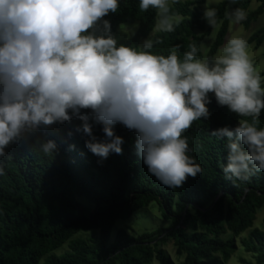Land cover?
Returning <instances> with one entry per match:
<instances>
[{"label": "trees", "instance_id": "trees-1", "mask_svg": "<svg viewBox=\"0 0 264 264\" xmlns=\"http://www.w3.org/2000/svg\"><path fill=\"white\" fill-rule=\"evenodd\" d=\"M207 1L175 3L172 11L179 13L181 23L173 32L155 31L151 38L161 43L150 51L166 57L180 45L177 54L183 60L188 46L195 43L197 59L211 60L228 33L226 11L242 8L247 14L241 22L245 29L264 13V0H256L254 10H250L252 0H236L235 4L221 0L211 6L218 17L212 28L204 18ZM118 4L115 13L97 22L96 35H103L104 20L109 21L112 36L120 25L136 22L131 37L117 47L139 50L154 29L156 9L142 12L140 0H118ZM214 29V41L204 52V42ZM246 41L247 47L260 48L264 27ZM259 75L263 77L264 72ZM208 97L210 115L193 121L182 133L189 146L187 155L195 158L203 172L176 188L149 173L135 147L137 133L119 123L114 130L123 138L122 154L111 152L107 158L86 147L89 137L77 131L83 123L78 118L43 128L28 143L11 144L6 149L11 159L0 161L5 171L0 176V264H174L164 249L168 242L181 264H227L236 252L235 240L248 230L241 246L253 256L254 264H264V233L253 228L256 214L264 209V172H255L247 181L227 179L223 172L228 163L227 137L211 134L224 126L234 128L240 120L251 123L252 117H241L218 105L214 93ZM82 114L90 116L93 134L103 141V125L94 122L90 110ZM257 127L264 128V109ZM36 138L55 141L52 156L31 153ZM153 203L167 225L137 235L121 228L111 237L116 221L127 220ZM90 233L94 236L82 237ZM63 246L67 251L56 254Z\"/></svg>", "mask_w": 264, "mask_h": 264}, {"label": "clouds", "instance_id": "clouds-1", "mask_svg": "<svg viewBox=\"0 0 264 264\" xmlns=\"http://www.w3.org/2000/svg\"><path fill=\"white\" fill-rule=\"evenodd\" d=\"M177 2L140 0L139 8L156 9L153 31L173 32L182 21L172 11ZM118 7V0H0V161L11 159L6 152L11 144L28 143L41 129L73 118L83 122L77 131L89 137L86 147L94 155L122 154L124 141L114 130L119 123L137 133L135 147L149 173L168 187H180L203 172L187 155L182 133L210 115L206 105L208 94L214 93L218 105L252 117L251 123L240 120L234 128L211 133L228 140L225 177L247 181L264 172V128L257 127L264 89L248 57L247 41L228 39L223 54L211 60L197 59L195 43L183 60L177 54L180 45L166 57L153 54L159 39H146L139 50L117 47L109 21H103V35H96V29ZM246 16L239 7L225 13L235 24ZM204 18L215 28L216 8L206 4ZM82 110H90L94 122L103 125V141ZM56 148L55 141L39 138L30 145L31 153L45 156Z\"/></svg>", "mask_w": 264, "mask_h": 264}, {"label": "rangeland", "instance_id": "rangeland-1", "mask_svg": "<svg viewBox=\"0 0 264 264\" xmlns=\"http://www.w3.org/2000/svg\"><path fill=\"white\" fill-rule=\"evenodd\" d=\"M178 1H184V0H178ZM221 0H208L206 4L208 6H216ZM205 4V6H206ZM258 6V3L256 0H252L250 4V10H254ZM242 22V21H241ZM235 24L230 23L227 36L225 38V41L223 45L218 49L217 55H222L221 49L224 47V45L227 43L228 39L232 37H240L245 40L248 39V37L257 31L259 28L264 27V13L254 22H252L248 29H245L243 25L241 24ZM138 23H132V24H122L118 27V30L114 34V38L117 40V44L128 39L131 37L133 32L137 29ZM217 29H214L210 35L209 38H207L203 45V51H206V48L210 46V44L214 41V36ZM155 31H152L149 34V38L154 34ZM248 57L256 70L257 73L264 72V43L261 45L260 48L256 49L253 47V45L246 48ZM215 56V57H216ZM264 84V76L261 77V85ZM264 89V88H262ZM162 225H167V223L162 219L161 213L157 209V205L155 203L149 205L147 208L141 209L137 212H135L129 219L127 220H118L115 222L112 230H111V237L115 235V233L123 228L127 231V233L133 235H137L144 231H150L151 229L160 227ZM253 228H257L260 231L264 233V209H262L260 212L256 214L255 221L253 223ZM249 230L244 232L238 239L235 240L236 243V252L230 257L227 264H241L240 260L243 259L246 262L254 264L255 261L253 259V256L250 254H247L244 252L243 247L241 246V240L246 238L249 234ZM94 236V233H90L88 235H82L83 238ZM227 237H230L228 235ZM164 249L167 251L170 260L174 264H181L182 259L177 258L174 252V247L172 246L171 242H168ZM65 251H67V246H63L61 249H59L56 254H62ZM156 264V263H154Z\"/></svg>", "mask_w": 264, "mask_h": 264}]
</instances>
